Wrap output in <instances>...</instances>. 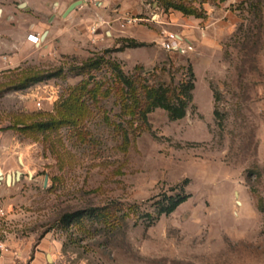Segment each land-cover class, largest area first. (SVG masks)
<instances>
[{
	"label": "rangeland",
	"instance_id": "374dc122",
	"mask_svg": "<svg viewBox=\"0 0 264 264\" xmlns=\"http://www.w3.org/2000/svg\"><path fill=\"white\" fill-rule=\"evenodd\" d=\"M137 1L87 4L104 21L77 51L0 73L4 253L14 241L52 264H264V0ZM35 75L51 77L19 89ZM190 81L182 119L155 109L143 123L147 91L175 103Z\"/></svg>",
	"mask_w": 264,
	"mask_h": 264
},
{
	"label": "crops",
	"instance_id": "0c3cea01",
	"mask_svg": "<svg viewBox=\"0 0 264 264\" xmlns=\"http://www.w3.org/2000/svg\"><path fill=\"white\" fill-rule=\"evenodd\" d=\"M75 1L79 0H0V73L17 69L31 60L77 51L79 33H89L96 21H104L105 10L95 17L89 6L83 5L65 16L66 9ZM96 1L103 9L127 5L126 0ZM140 1H137L138 5ZM29 35L36 36L41 42L33 45L27 39ZM9 243L11 251L3 253L1 262L47 264L42 245H38L30 256L27 244Z\"/></svg>",
	"mask_w": 264,
	"mask_h": 264
},
{
	"label": "trees",
	"instance_id": "16d2710c",
	"mask_svg": "<svg viewBox=\"0 0 264 264\" xmlns=\"http://www.w3.org/2000/svg\"><path fill=\"white\" fill-rule=\"evenodd\" d=\"M174 10L184 12L185 14H189L188 11H184L182 7L175 6L173 7ZM189 73L191 78H193L192 70L189 68ZM51 75H47L45 77L43 76H30L26 77L21 84L19 85V89H25L28 86L38 83L44 79L50 78ZM193 88L192 81L188 82L186 85L181 86V92L185 96V100L178 99L175 103L169 102L166 95L163 93L162 90H150L146 92L145 95V105L144 109L141 113V120L145 125H147V118L146 115L148 113H151L155 109H162L166 111L169 115V118L171 120H180L182 119L186 114V108L187 104L191 99L190 92ZM48 126V125H47ZM189 198V195H186L184 193H180L174 197H168L166 200V203L160 204V207L157 212V217H160L161 215H169L172 212H174L181 204L186 202V200ZM81 212L77 213H67L63 215L61 222L64 226H69L72 223H76L80 220L82 217Z\"/></svg>",
	"mask_w": 264,
	"mask_h": 264
},
{
	"label": "built area",
	"instance_id": "2783aa9c",
	"mask_svg": "<svg viewBox=\"0 0 264 264\" xmlns=\"http://www.w3.org/2000/svg\"><path fill=\"white\" fill-rule=\"evenodd\" d=\"M80 1L82 2V5H81V6L96 2V0H80ZM27 39H28V41L31 42L33 45L39 44V43L41 42V41L39 42V39H38L36 36L33 37V36L29 35V36L27 37ZM5 216H6V211H5V209H4L3 207L0 206V219H1V218H4ZM6 249H7V248L5 247V243L2 242V241H0V260H1V258H2L3 253H4L5 251H7ZM0 264H5V263H3V262L0 261Z\"/></svg>",
	"mask_w": 264,
	"mask_h": 264
},
{
	"label": "water",
	"instance_id": "95a60500",
	"mask_svg": "<svg viewBox=\"0 0 264 264\" xmlns=\"http://www.w3.org/2000/svg\"><path fill=\"white\" fill-rule=\"evenodd\" d=\"M22 5H24V4H22ZM81 5H82V2H81L80 0H79V1H75V2H73V3H72V4L66 9V11H65V16L68 15L70 12L76 10V9H77L78 7H80ZM45 34H46V33H44V36H45ZM1 175H2V173H0V177H1ZM16 176H19V174L17 173ZM12 180H13V176H12L10 173H8V174L5 175V183H6V185H10L11 182H12ZM47 261L49 262V264H52L50 255H47Z\"/></svg>",
	"mask_w": 264,
	"mask_h": 264
},
{
	"label": "bare ground",
	"instance_id": "6f19581e",
	"mask_svg": "<svg viewBox=\"0 0 264 264\" xmlns=\"http://www.w3.org/2000/svg\"><path fill=\"white\" fill-rule=\"evenodd\" d=\"M1 173V172H0Z\"/></svg>",
	"mask_w": 264,
	"mask_h": 264
}]
</instances>
